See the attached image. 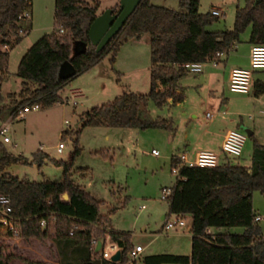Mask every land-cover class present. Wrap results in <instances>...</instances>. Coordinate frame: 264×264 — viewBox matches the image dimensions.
<instances>
[{
    "label": "trees",
    "instance_id": "16d2710c",
    "mask_svg": "<svg viewBox=\"0 0 264 264\" xmlns=\"http://www.w3.org/2000/svg\"><path fill=\"white\" fill-rule=\"evenodd\" d=\"M198 5V0H177L174 9L140 0L116 34L102 49L95 51L87 38V29L97 15L98 0H53L51 32L40 36L21 55L16 71L20 89L3 97L1 84L8 74L9 53L27 32L20 22L29 20L21 15L30 14L31 0H0V104L9 99L6 107L13 114L24 105L36 103L44 109L61 102L58 91L72 78L107 55L112 63L127 39L146 34L148 92H123L107 103L91 107L82 113L80 126L160 128L174 132L169 118L152 119L146 108L149 101L162 107L168 99L181 100L175 91L179 78L187 74L181 64L205 63L214 52H226L246 28H249V43L264 44V0H245L243 6L234 9L231 29L216 31L206 27L217 17L199 12ZM111 9L116 12L117 4ZM73 41L84 43V52L71 56ZM64 61L72 65V77L57 76ZM263 90L264 84L257 81L252 94L257 97ZM69 132L62 131L60 137ZM78 132H74L69 161L52 160L61 168L58 181H28L7 175L5 169L9 165L27 161L6 152L0 143V195L10 197L12 216L17 219L15 231L7 236L42 241L47 225L52 223V240L59 264H90L95 259H99L100 264H135V260L127 257L132 248L128 235L107 229V215L99 214L102 202L91 197L70 177L73 158L80 152ZM250 139L252 147L247 167L229 162L214 167H178L166 198L168 214L165 216H189V255H145L140 259L141 264H264V236L253 222L255 212L251 206L252 192H264V145ZM44 157L37 151L32 160L39 166ZM176 165V158L171 157L170 167ZM113 209H107V213ZM41 219L46 222L44 228L39 225ZM230 227H241L242 232L219 231ZM106 236L119 248L120 255L115 262L94 252L90 243L92 239L103 243ZM4 251L0 243V264H9L12 258L25 264H39L21 256L5 255Z\"/></svg>",
    "mask_w": 264,
    "mask_h": 264
},
{
    "label": "rangeland",
    "instance_id": "374dc122",
    "mask_svg": "<svg viewBox=\"0 0 264 264\" xmlns=\"http://www.w3.org/2000/svg\"><path fill=\"white\" fill-rule=\"evenodd\" d=\"M244 1L198 0V10L201 13L212 7L223 12L206 29L211 31L231 29L234 9L236 6H243ZM117 2L118 0H98V13L114 7ZM149 2L174 9L177 7V0ZM52 14L53 0H31L30 18L20 22L22 28H27V32L9 53L8 74L1 86L3 97L8 93H17L20 89V79L16 75L18 59L40 36L51 32ZM243 32L245 33V30ZM130 41L122 44L112 63L109 62L107 55L96 65L72 78L58 91L61 102L44 109L29 111L20 120H9L11 113L4 104L7 102L8 105L9 99L2 102L0 126L3 123L7 124L8 131L5 135L9 142L4 143L0 136V143L6 152L27 161L12 163L5 169L7 174L28 181H57L61 176V168L56 167L52 160L69 161L73 151L74 132L79 131L77 146L80 152L73 158L70 177L91 197L102 202L99 214L107 215V229L127 234L129 243L142 246L141 255L135 259V264H141V256L148 254H189L190 233L185 227L189 226V217L184 219L185 226L170 229L166 233L161 232L168 209L166 200L159 197L162 187H171L174 183L175 174L171 172L169 156L182 150L180 140L191 123L192 114L190 109L184 113L180 108H171L167 111L165 105L156 107L149 101L146 108L149 117L152 119L171 117L174 132L160 128L126 129L105 126L81 128V115L91 107L107 103L123 92L130 91L135 94L148 92L149 57L146 55V44L140 42L138 48L134 50ZM131 54H134L132 56L134 61L131 60ZM194 78H200V73L186 74L178 82L181 85H190L196 81ZM75 89H78V94H72ZM187 93L191 97L184 104L185 107L198 102V99L204 102L208 97V92L204 88L199 91L191 89ZM212 110V107L206 106V102L201 103L194 113L197 116L195 120L199 124L205 123L207 118L204 117V113ZM259 127L264 131L263 117L259 121ZM64 130L72 133L60 137ZM238 130L244 133L245 129ZM59 143L63 146L60 153L56 151ZM251 147L252 140L246 137L240 156H227L226 160L230 164L247 166ZM151 150L156 151L157 155H152ZM37 151L45 155L39 166L32 160L33 154ZM251 206L255 213L264 214V192L256 190L252 192ZM110 208L114 209L107 213V209ZM166 217L173 219L174 215L169 214ZM256 224L264 236V221ZM47 229L48 232L53 231L52 223L48 224ZM219 231L241 233L242 228H221ZM8 233L0 228V239ZM109 242L110 240L106 238L103 248H106Z\"/></svg>",
    "mask_w": 264,
    "mask_h": 264
},
{
    "label": "crops",
    "instance_id": "0c3cea01",
    "mask_svg": "<svg viewBox=\"0 0 264 264\" xmlns=\"http://www.w3.org/2000/svg\"><path fill=\"white\" fill-rule=\"evenodd\" d=\"M212 9L216 8L212 7L207 12ZM248 34L249 28H246L245 33L243 32L239 34L238 37L232 41L231 46L226 52H224V55L217 60V64L215 66H212L208 62L202 63V71L200 72V78H194L196 79L195 82L193 81V83H191L190 85H181L178 82V86L175 91L181 96V100L172 102L168 99L165 104L167 111H169L171 108H180L182 109L181 111L184 113L190 109V114L192 115L190 118L191 123L188 126L187 131L184 132V134L182 135V139L180 140L182 150L177 153H172L169 156V163L171 157H175L178 153L184 151L186 152L187 158L189 160H192L198 151H211L217 155L218 164L228 162L226 160V157L220 153L219 148L225 132L230 129H246L249 132V138L252 137L256 142L264 145V131H262V129L259 127V121L261 117L264 118V90L257 97L253 96L252 94L253 85L255 82L260 81L264 84V70L263 72H260L261 70H255L251 73V84L249 87V91L245 94L232 93L229 92L226 88V82L230 69L233 67L246 68L248 66V51L251 45V43L248 42ZM145 35L146 34H142L137 39H127L126 42L128 40H131L130 45L134 48V50L138 48L140 42L146 44V55L147 57H149L148 36ZM122 46L123 45H121L120 47ZM133 55L134 54H131V60ZM185 75H183L182 77H184ZM190 88L194 89L195 91H199L201 88H204L205 91L208 92V97L205 98L204 102H206V106L212 107L213 110L211 112L204 113V117H206V113H209L210 117H206L207 120L203 124H199L195 120L197 116L196 114H194L196 113V109L199 108V105L201 103H204L201 99H198V102L196 103H190L191 105L189 104L188 107L184 106V104L191 97L187 93L189 90H191ZM73 93L78 94V89L73 90L72 94ZM198 93L199 92H197V95ZM4 104L7 105V102H4ZM168 118L171 120V122H173L171 117ZM247 166H249V164ZM59 179L60 177L58 178V180ZM187 217L189 216L186 215L185 219ZM165 219H167L166 216L164 217V220ZM161 230V232H167L163 230V226L161 227ZM52 237L53 231L48 232L47 229L46 237L42 241L36 238L21 239L5 235L0 239V243H2L5 247V255L12 254L16 256H21L22 258L33 263L59 264V255L56 246L52 240ZM106 238L108 237L106 236L103 242ZM130 244L132 247L134 245H137L132 244L131 242ZM141 253L138 255V257L141 255ZM142 257L143 256H141V258ZM9 264L25 263L21 262L16 258H12Z\"/></svg>",
    "mask_w": 264,
    "mask_h": 264
},
{
    "label": "built area",
    "instance_id": "2783aa9c",
    "mask_svg": "<svg viewBox=\"0 0 264 264\" xmlns=\"http://www.w3.org/2000/svg\"><path fill=\"white\" fill-rule=\"evenodd\" d=\"M210 15L218 17L222 14L218 9H212L209 11ZM22 18H28V13L24 12ZM59 32L61 30L59 29ZM224 55V52L216 51L213 53L211 59L207 61L212 66L217 64V60ZM182 68L190 74H197L202 71L201 62H186L181 64ZM255 70H264V44H251L248 51V66L243 67H233L228 73V78L226 82V88L229 92L245 94L249 91L251 84V73ZM39 109L36 103L29 105H24L17 112L10 115L9 120H20L23 119L24 115L32 110ZM206 117H210L209 113L205 114ZM8 120V121H9ZM7 124L3 123L0 126V136L4 143L9 142V138L5 135L7 133ZM246 135L236 129L227 130L223 136L220 144V153L225 157H238L241 154L244 140ZM63 146L59 143L56 147L58 153L61 152ZM152 155H157V152L151 150ZM177 160V165L171 168V172L176 174L178 167L186 166H196V167H214L218 164L217 155L211 151H198L192 160L187 158L186 152L178 153L175 156ZM170 194V187H162L160 189V199L166 200L167 196ZM185 216L179 217L174 216L173 219H165L163 222V230L168 231L170 229H177L185 226ZM264 221V214H255L253 217V222L257 223L259 221ZM17 219L12 216V205L9 196L0 195V228L5 232H14L16 228ZM40 227L44 228L46 226L45 220L41 219L39 221ZM187 229L189 226H185ZM208 233V231H207ZM98 240L92 239L90 241L92 248L94 250L96 242ZM119 248L115 243H108L106 248H103V243L100 241V248L97 253L104 258L109 260V257ZM142 246L137 244L134 245L131 250L127 253V257L131 260H135L136 257L141 253Z\"/></svg>",
    "mask_w": 264,
    "mask_h": 264
},
{
    "label": "water",
    "instance_id": "95a60500",
    "mask_svg": "<svg viewBox=\"0 0 264 264\" xmlns=\"http://www.w3.org/2000/svg\"><path fill=\"white\" fill-rule=\"evenodd\" d=\"M139 1L140 0H118L116 12H112V9L109 8L96 15L87 29V38L90 44L95 47V51L102 49L111 37L116 34ZM84 50V43H78L76 41L72 42L71 56H76L77 54L84 52ZM73 75L74 69L68 61H64L60 64L57 72V76L59 78H69ZM244 133L247 137L249 136V132L246 129L244 130ZM63 198L66 199V195H63ZM99 248L100 241H97L94 251L97 252ZM119 255V251L116 250L109 257V261H117ZM90 264H100V260L95 259Z\"/></svg>",
    "mask_w": 264,
    "mask_h": 264
}]
</instances>
